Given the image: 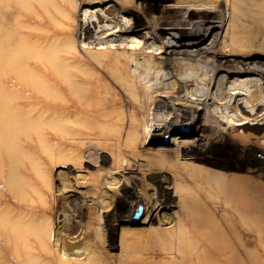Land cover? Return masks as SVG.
<instances>
[{
  "label": "rangeland",
  "instance_id": "374dc122",
  "mask_svg": "<svg viewBox=\"0 0 264 264\" xmlns=\"http://www.w3.org/2000/svg\"><path fill=\"white\" fill-rule=\"evenodd\" d=\"M95 3L110 5L112 24L129 29L154 25L172 0H0V264H264V127L250 129L247 141L246 130L223 131L222 117L207 131L210 139L196 140L207 149L203 159L187 143L175 145L187 165L176 179L188 199L182 206L169 170L148 163L158 149L173 146L156 134L155 81L146 76L164 54L153 49L157 30L143 48L123 50L125 43L110 41V34L90 41L92 24L84 19ZM240 9L236 45L221 50L229 58L258 59L264 0H241ZM246 15L251 24L243 23ZM222 21L216 13L212 35ZM210 42L211 36L198 53L186 45L169 53L194 58L190 66L168 68L172 78L210 76L212 54L204 48ZM43 66L76 75L67 84L66 77L43 75ZM192 82L191 91L208 84L223 96L207 103L224 115V84ZM65 96L69 107L60 105ZM25 97L24 105L14 101ZM67 127L75 134L64 133ZM191 135L185 124L174 133L178 141ZM138 201L150 213L140 219L141 205L133 224Z\"/></svg>",
  "mask_w": 264,
  "mask_h": 264
},
{
  "label": "bare ground",
  "instance_id": "6f19581e",
  "mask_svg": "<svg viewBox=\"0 0 264 264\" xmlns=\"http://www.w3.org/2000/svg\"><path fill=\"white\" fill-rule=\"evenodd\" d=\"M240 2L241 0H172V3L164 5V7H167L168 10H165L166 13L162 18H156L154 25L147 21L146 26L144 25V27H141V25H136L135 27L130 26L129 29L121 28L112 24L113 22H115L113 20L116 19V16L112 15L111 11L108 10V8L111 7L110 5L105 4L102 6L101 3L100 5L99 3H95L92 7L86 8L90 11V17L86 19V17L88 16L87 15L84 20L87 23L92 24L90 28V35L88 37L90 41L97 40L94 38H98L99 40V38H102L103 36L107 37V39L109 40L107 34H110V41L120 40V42L125 43L123 45V50L134 49L135 46L143 48V45H147L146 39L148 38V36L152 34L153 31L157 30L153 49L160 53H163L164 51V54L156 56V58H158L157 69H164V71L162 72V74L160 73L162 76H159V74L158 76H152L154 71H158L157 69H155L151 72H146V76L154 79L155 81L153 92H156V97H154L156 105L154 107L153 120L157 129L156 134H158V137L168 136L171 143H173V146L158 149L156 152V155H158V159L156 161L149 160L148 163L149 167L157 166L160 163L162 166L169 170L173 178V193L176 195L178 194L179 201L182 206H186L188 204V199L186 198L187 195L184 194L185 191L183 192V188L181 187V185H179V180L178 183L176 182V179L179 175V169L181 167L187 168V165L183 161H179L176 153L177 150L174 147L175 145L187 143L189 153L197 154V158L203 159L204 157H206L207 149L205 147V149L199 147L196 140L200 137L202 138L203 136H205L206 139H210L211 136L209 135V133H207V131L211 129L213 125L219 126L220 123L224 121L222 117L226 118V125L224 127L222 126L223 131H227L228 133H230V131L235 132L233 134L238 135L239 131L244 132V130H246L245 132L247 134H244L243 138L247 141L249 140L248 133L250 129L257 127L258 130H260L264 127V55L260 56V58L258 59L248 57V60L244 57L229 58L227 57V54H223L221 50L227 42L230 46L234 43V45H236L237 33H234V29L236 27L238 18L241 17L240 14H242L240 9ZM216 13H218V21L221 20V18H223V21L221 23L219 32L216 35H212L211 31L214 28V24L211 23V20L213 18L215 19ZM246 16L247 17L244 18L243 23H250L254 21L251 15ZM159 26H161L160 28L162 29L159 30ZM201 28H203V30H201ZM210 36V43L212 44L209 47H211V49L209 50L205 46L204 48L206 51H210L212 54V57L210 59L212 64L211 75L206 76V72H203V74L201 75H190L188 73L181 78H172L171 71H169L168 68H180L185 64L186 66H190L192 64V61H190V59L194 58L191 57V53H184L183 56L173 57L169 56L168 54L173 52L174 54L177 53L178 55V50L176 51V48L180 45L197 48L198 45L202 44ZM217 37H219L218 40ZM161 42H164V44H162ZM247 45H253L250 38ZM202 48L203 47H198L197 53ZM59 68L61 69V67ZM39 69L43 72V75L45 74L47 77L50 74L52 76L58 75L63 78L66 77L67 84H70L72 82V75L74 77L76 75L73 70L67 69L59 70L55 68H49L47 66L40 67ZM217 74H219L218 77ZM30 77L31 76H25L26 80L35 85L39 86L41 84L40 86L44 87L42 86V84H48V81L45 79L40 80ZM195 78L196 80H198V83L208 78L210 82L216 81L218 85L224 84V88L228 89V103L225 105L226 110L223 111L221 109L220 111L224 115L214 114L209 109L207 101L213 100L214 98L222 99L223 96H221V94H216L215 91L210 93L208 84L205 87L206 91H204V86L202 87V84H200V89H194L193 91L190 90L193 83L192 81ZM187 97L188 99H186ZM61 100L62 102H60V105L64 107L70 106V103H68L67 101V96L62 97ZM14 101L18 105H24L30 100H27V98L25 97L23 98V100ZM231 104L232 107H230ZM228 113L230 114L228 115ZM209 116H211L213 120L210 121L208 119ZM69 117H66V119ZM182 124H185L187 126V129L192 133L189 140L178 141L174 136V133ZM64 133H67V135L69 136L75 134V132L73 130H70L68 127L64 128ZM261 138L264 141L263 135H261ZM259 144L263 145V143L261 142H259ZM171 156L174 158V161H172V163H169L167 162V158ZM263 162L264 161H262L261 163ZM199 175L200 174L198 173V176ZM141 205L145 212L144 216L140 219L145 221L144 218L150 213V211L148 210V205L146 203H144L143 201L142 203L138 201L137 206L140 207ZM17 236H20V234L17 233Z\"/></svg>",
  "mask_w": 264,
  "mask_h": 264
},
{
  "label": "water",
  "instance_id": "95a60500",
  "mask_svg": "<svg viewBox=\"0 0 264 264\" xmlns=\"http://www.w3.org/2000/svg\"><path fill=\"white\" fill-rule=\"evenodd\" d=\"M181 128H182V129H185V126H181ZM140 214H141V208L138 207V208H137V211H136V212L134 213V215L132 216V223H133V224L137 222L138 217L140 216Z\"/></svg>",
  "mask_w": 264,
  "mask_h": 264
}]
</instances>
